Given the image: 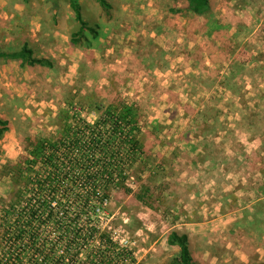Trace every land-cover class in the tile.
<instances>
[{
    "label": "rangeland",
    "instance_id": "rangeland-1",
    "mask_svg": "<svg viewBox=\"0 0 264 264\" xmlns=\"http://www.w3.org/2000/svg\"><path fill=\"white\" fill-rule=\"evenodd\" d=\"M109 1L112 20L81 0L100 27L81 49L70 42L68 7L0 0V50L28 42L54 64L0 59V118L10 122L0 140V217L15 188L3 165L38 134L57 139L60 109L93 125L101 108L137 104L144 157H124L132 191L111 189L98 218L116 251L91 264H168L179 253L168 245L175 230L191 231L198 264H264V232L258 240L237 226L264 201V0H212L206 17L190 15L186 0ZM52 30L63 36L53 40ZM205 138L218 159L192 162L189 143L206 151ZM145 185L155 190L149 203L139 198Z\"/></svg>",
    "mask_w": 264,
    "mask_h": 264
},
{
    "label": "trees",
    "instance_id": "trees-1",
    "mask_svg": "<svg viewBox=\"0 0 264 264\" xmlns=\"http://www.w3.org/2000/svg\"><path fill=\"white\" fill-rule=\"evenodd\" d=\"M45 2L52 6V12L59 7L69 8L77 25L70 35L73 46L90 48L99 39L100 27L86 20L81 0ZM95 2L104 16L112 20L110 1ZM212 9V0L185 3V10L197 17L210 15ZM23 44L15 52L0 50V59L18 61L23 67H53L51 60L38 58L28 42ZM98 112L101 120L91 125L72 121L70 113L60 109L58 117L62 123L57 139L38 134L29 139V148L17 162L3 165L4 174L11 176L15 188L2 207L0 261H112V248L116 251V247H112V236L102 229L98 218L105 214L111 189L132 191L126 184L125 159L138 161L144 157V145L139 138L142 110L137 104L122 103ZM9 130L10 122L0 118V140ZM202 144L206 151L189 143L186 157L195 163L207 155L218 159L208 139H203ZM190 153L194 157H189ZM154 192L145 185L139 198L149 203ZM242 219L237 226L258 233L260 240L264 232V201H258L252 210L244 209ZM248 234L249 239L257 242ZM168 245L179 250L168 264H198L187 232L173 231Z\"/></svg>",
    "mask_w": 264,
    "mask_h": 264
},
{
    "label": "built area",
    "instance_id": "built-area-1",
    "mask_svg": "<svg viewBox=\"0 0 264 264\" xmlns=\"http://www.w3.org/2000/svg\"><path fill=\"white\" fill-rule=\"evenodd\" d=\"M0 264H70V261H0Z\"/></svg>",
    "mask_w": 264,
    "mask_h": 264
},
{
    "label": "crops",
    "instance_id": "crops-1",
    "mask_svg": "<svg viewBox=\"0 0 264 264\" xmlns=\"http://www.w3.org/2000/svg\"><path fill=\"white\" fill-rule=\"evenodd\" d=\"M69 25L71 26V27H73V29L74 28H76V24H72V20L70 19L69 21ZM44 26V25H43ZM43 26H42V28H43ZM52 26H56V24L53 22L52 23ZM59 26H61V24L59 25ZM71 33H73V31L71 32ZM51 36H52V39L54 40V38H59V36L60 37H62L63 36V34H62V32H60V31H57V30H52L51 31ZM48 36H49V34H48ZM50 36V37H51ZM56 40H59V39H56ZM35 51H36V53H38V49H35ZM43 58H46V59H48L47 57H45V56H43ZM188 231V232H187ZM187 231H185V232H187L188 234H189V232H191V231H189V230H187ZM189 237H190V244H191V248H192V242H191V235L189 234ZM193 253V252H192Z\"/></svg>",
    "mask_w": 264,
    "mask_h": 264
},
{
    "label": "bare ground",
    "instance_id": "bare-ground-1",
    "mask_svg": "<svg viewBox=\"0 0 264 264\" xmlns=\"http://www.w3.org/2000/svg\"><path fill=\"white\" fill-rule=\"evenodd\" d=\"M240 177V176H239Z\"/></svg>",
    "mask_w": 264,
    "mask_h": 264
}]
</instances>
